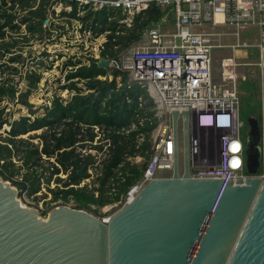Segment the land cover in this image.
<instances>
[{
  "label": "built area",
  "instance_id": "built-area-1",
  "mask_svg": "<svg viewBox=\"0 0 264 264\" xmlns=\"http://www.w3.org/2000/svg\"><path fill=\"white\" fill-rule=\"evenodd\" d=\"M60 1L69 4L68 10L71 9L70 4H76L94 12L104 9L120 11L127 15L128 27L136 14L151 5L163 12L161 21L145 28L139 40L124 49L109 67L126 75L128 87L136 85L145 90L152 102L150 112L153 115L148 121L154 124L147 138L149 150L144 153L148 159L141 178L109 209L118 205L124 208L153 180L170 178L175 155L178 174L183 175V112L188 113L191 179L233 181L254 177L246 172L244 143L240 134L243 123L238 113L237 88L245 83L244 67L248 64L242 61V55L237 54L252 49L259 54L263 51L264 0ZM170 13L174 19L172 29L162 27ZM250 33L254 34L252 41L241 39ZM230 38H233L232 43ZM224 49H229L231 55L213 59V50ZM215 63H219L217 70L213 69ZM99 79L112 81L113 78ZM2 80L3 75L0 74ZM7 86L13 84H5ZM174 111L179 114L176 140L171 116ZM143 122L144 119H139L129 127H121L118 133L127 135L136 131L137 125L142 126ZM86 129L83 127L82 133ZM91 130L96 135L93 142H83L86 145L78 152L81 158H93L95 169L88 173L95 181L100 176L103 162L110 156L111 143L108 139L103 140L104 135L98 127ZM145 140V135L139 134L136 148ZM143 158L141 155L127 156L126 160L138 164ZM117 175L121 178V173L117 172ZM255 178L264 179V175L257 174ZM59 207L77 209L71 200L67 203L57 200L48 212L42 210L40 213L46 218L51 210ZM110 217L99 219L106 224Z\"/></svg>",
  "mask_w": 264,
  "mask_h": 264
},
{
  "label": "water",
  "instance_id": "water-1",
  "mask_svg": "<svg viewBox=\"0 0 264 264\" xmlns=\"http://www.w3.org/2000/svg\"><path fill=\"white\" fill-rule=\"evenodd\" d=\"M45 20L44 23H47ZM111 60L99 59L107 70ZM262 126L247 121L246 180L189 176L188 113L183 112V175L147 184L104 224L59 207L46 218L24 206L0 178V264H264V49L260 53ZM178 112L171 113L174 139Z\"/></svg>",
  "mask_w": 264,
  "mask_h": 264
},
{
  "label": "trees",
  "instance_id": "trees-1",
  "mask_svg": "<svg viewBox=\"0 0 264 264\" xmlns=\"http://www.w3.org/2000/svg\"><path fill=\"white\" fill-rule=\"evenodd\" d=\"M37 1L0 0V59L3 57L2 49L9 47L4 43L8 33H16L21 25L26 24L28 33L43 32L42 24L47 20L45 2L50 0H39L38 4ZM35 5L37 7L33 9ZM70 6L71 11L61 15L80 22L83 31L92 32L96 37L106 34L100 59L111 61H115L124 49L137 42L145 28L158 24L163 17V12L151 5L136 14L131 25L126 27L123 23L126 14L120 11L104 9L94 12L76 4ZM18 10L26 12L20 26L15 23ZM78 12H83V16H78ZM36 20L39 21L34 23ZM16 59L11 58L9 62L13 63ZM98 61L91 60L88 65H82L79 61L66 64L71 70L65 78L68 84L61 89L74 92V95L68 101L55 96L50 107L45 108L44 116L32 120L30 117H21L10 123L3 117V110L0 111V131L5 125L9 127L8 131H4L5 137L0 136V178L19 190V198L23 194L27 197L36 195L43 181L53 201L67 203L71 200L77 209L97 214L101 208L118 202L141 178L145 164H132L126 158L141 155L146 161L148 159L144 152L149 150L147 138L154 127L148 121L153 115L150 112L152 102L144 89L136 85L127 86L126 75L112 68L101 70L97 67ZM10 69L0 65V74L5 77L0 81V102L15 99V88L5 87L9 82L7 71ZM108 76H112V81L99 79ZM117 78H120L119 83ZM27 80L28 88L21 94L20 104L30 109L27 99L40 77L31 73ZM80 83L82 87H78ZM249 83L256 93L259 87L254 82ZM29 114L33 115V112ZM139 119H144V122L142 126L137 125L136 131L127 135L118 133L121 127H129ZM83 127H87L85 133H82ZM92 127H98L104 135L103 140L110 141V156L99 169L100 176L95 180L98 186L80 187L84 180L90 178L88 171L95 169L93 158H81L78 152L85 147L83 142H93L96 135ZM43 129L45 132L40 136L29 137V140L19 138ZM139 134H144L146 140L136 148ZM34 139L40 141L41 148L30 142ZM14 161L20 166L16 167ZM22 169L26 170L24 174H20ZM117 172L121 173V178ZM61 173L66 175L65 180L57 177ZM261 173L260 169L258 174ZM53 177L56 187L50 190L48 186Z\"/></svg>",
  "mask_w": 264,
  "mask_h": 264
},
{
  "label": "rangeland",
  "instance_id": "rangeland-1",
  "mask_svg": "<svg viewBox=\"0 0 264 264\" xmlns=\"http://www.w3.org/2000/svg\"><path fill=\"white\" fill-rule=\"evenodd\" d=\"M39 0L37 1V4ZM36 4V5H37ZM33 9H35L37 6ZM47 23L42 24V33H28L27 24L21 25V18L25 16L26 12L18 10V19L15 23L20 26L19 31L16 33H8L4 43L9 47L2 49L3 57L0 59V65L8 66L11 68L7 71L9 78V84L15 86L16 95L13 101L3 100L0 102V111L3 110V117L8 122L19 120L21 117H30L31 120L36 117H42L45 114V108H49L53 98L60 97L64 100H70L74 95V92L62 90L61 88L68 83L65 81L67 73L71 70L66 64L69 61H79L82 65H88L91 60H99L100 54L103 48V44L106 42V34L98 37L94 36L92 32L83 31L82 25L76 20H68L61 14L63 12H70L68 3H64L60 0H50L45 2ZM78 16H83V12H78ZM127 18V15H126ZM39 20L34 21L37 23ZM123 23L126 27L130 22L126 20ZM167 26L169 29L174 27V19L170 13L168 20L162 27ZM242 40L252 41L254 34L250 33L241 37ZM229 42H233V38L229 39ZM231 55L229 49L213 50V59L219 60L223 57ZM237 55H242V61L248 64L244 67L245 71V83L239 84L238 90V113L239 120L243 123V127L240 128V134L243 143L246 141L248 134L247 121L253 118L257 121L259 128L262 126V88H261V66H260V54L256 49L246 50L240 52ZM11 58H17L13 63H10ZM219 63L213 65V69H218ZM31 73H35L40 77L36 88L32 90L31 95L28 97V104L31 108H27L20 104L21 94L26 92L28 88V76ZM7 77V76H6ZM5 78V77H3ZM249 81L254 82L259 88L256 93L253 91ZM119 83V79H117ZM83 84H78V87H82ZM86 94V93H84ZM33 112V115L29 114ZM9 127L3 126L0 131L1 138L5 137L4 131H8ZM45 132V129L32 132L19 138L23 140H29V137L40 136ZM181 140V138H179ZM35 145L40 146L38 139L30 140ZM16 167L20 166V163L14 161ZM146 160L143 158L138 165L145 164ZM181 160L179 167H181ZM25 169L20 171V174H24ZM91 173V172H90ZM47 173H44L46 175ZM168 175V173H166ZM59 179H66V175L62 173L57 176ZM55 177L49 184L50 190L56 187L54 183ZM10 183V182H8ZM87 185L88 187H97L96 181L93 176L84 180L80 187ZM17 194H19V190ZM20 202L31 209H35L39 212L42 210L47 212L50 210L51 205L55 201L52 200V195L47 192L46 185L42 181L40 191L33 197H27L25 194L21 198L18 197ZM107 205L101 208L97 214L88 212L97 218H103L112 216L121 209V205L109 209ZM108 208V209H107Z\"/></svg>",
  "mask_w": 264,
  "mask_h": 264
}]
</instances>
